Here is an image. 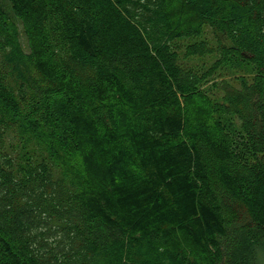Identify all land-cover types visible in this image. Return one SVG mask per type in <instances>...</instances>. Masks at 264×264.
Masks as SVG:
<instances>
[{"label": "trees", "instance_id": "16d2710c", "mask_svg": "<svg viewBox=\"0 0 264 264\" xmlns=\"http://www.w3.org/2000/svg\"><path fill=\"white\" fill-rule=\"evenodd\" d=\"M0 264H264V0H0Z\"/></svg>", "mask_w": 264, "mask_h": 264}, {"label": "rangeland", "instance_id": "374dc122", "mask_svg": "<svg viewBox=\"0 0 264 264\" xmlns=\"http://www.w3.org/2000/svg\"><path fill=\"white\" fill-rule=\"evenodd\" d=\"M184 18H186V17H184ZM17 27H18V30L20 32L21 40L23 41L25 48L28 49L27 38L25 36V32H24V28H23L22 24L17 23ZM234 210H236V209H234ZM236 213H237L238 218L236 216H230L231 219H229V223L235 222L236 218H237V220H240L242 222L248 221L249 216H248L247 212L241 206L238 207V209L236 210Z\"/></svg>", "mask_w": 264, "mask_h": 264}]
</instances>
